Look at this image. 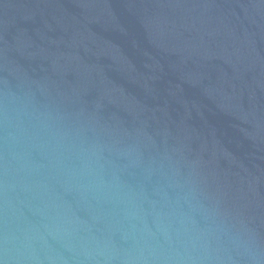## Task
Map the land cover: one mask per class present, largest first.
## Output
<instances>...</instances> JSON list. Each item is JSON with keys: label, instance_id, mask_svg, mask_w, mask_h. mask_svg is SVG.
Wrapping results in <instances>:
<instances>
[{"label": "water", "instance_id": "1", "mask_svg": "<svg viewBox=\"0 0 264 264\" xmlns=\"http://www.w3.org/2000/svg\"><path fill=\"white\" fill-rule=\"evenodd\" d=\"M0 264H264V0H0Z\"/></svg>", "mask_w": 264, "mask_h": 264}]
</instances>
